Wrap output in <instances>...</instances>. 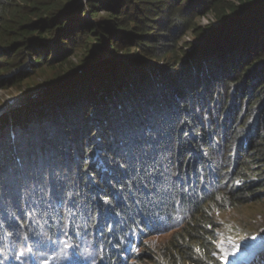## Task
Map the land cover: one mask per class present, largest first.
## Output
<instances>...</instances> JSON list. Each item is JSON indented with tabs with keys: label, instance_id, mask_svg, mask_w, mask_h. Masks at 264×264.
Masks as SVG:
<instances>
[{
	"label": "trees",
	"instance_id": "trees-1",
	"mask_svg": "<svg viewBox=\"0 0 264 264\" xmlns=\"http://www.w3.org/2000/svg\"><path fill=\"white\" fill-rule=\"evenodd\" d=\"M79 3L0 0V86L52 71L0 117V261L146 264L144 240L172 233L165 264H222L216 213L264 189V0H94L96 22Z\"/></svg>",
	"mask_w": 264,
	"mask_h": 264
},
{
	"label": "rangeland",
	"instance_id": "rangeland-1",
	"mask_svg": "<svg viewBox=\"0 0 264 264\" xmlns=\"http://www.w3.org/2000/svg\"><path fill=\"white\" fill-rule=\"evenodd\" d=\"M92 1L94 0H81V3L71 9V13L76 14L77 11H81L79 13L81 18L85 20L88 19L89 21L92 20L96 22L98 19H107L109 17V13L106 9L99 7L97 9L98 13H94V10L91 8ZM194 22H196L197 27H200L206 33H210L211 30L220 26V23L216 21L215 15L210 11H208L205 15H200L197 17ZM79 35L80 34H78V36ZM178 40L179 41L176 44L179 49H183L189 53L192 52V48L189 47V44L198 43L196 33L191 28L188 29L186 33ZM83 42L84 43H82V46L80 44V47L72 49V52L70 53L69 59L76 66H79L82 59L89 55L88 51L85 49L86 46L83 45L87 43L85 41ZM125 51H117L115 57L113 58L122 59L125 57ZM134 55L139 59L145 60L146 58L145 55H142L137 51L134 53ZM161 63L162 62H160V64ZM61 68L62 67L59 66L57 69ZM21 71V74L26 73V76L30 71V67L29 69L28 67H24L21 69ZM51 74L52 71L40 70L33 73L30 78L24 77L25 81H23L22 84L18 86L9 84L0 86V110H2L4 107L8 109L7 111L3 112L0 117H3L4 115H11L13 110L23 104L24 101L29 99H37L47 87L48 78ZM54 170L56 171V169ZM42 172L40 173L42 174ZM51 173L54 172L51 170L49 174ZM53 175L54 174H51L49 177V175L46 174L44 176L49 181L53 179ZM7 181L8 185L9 183L14 185L13 182H15V179L8 178ZM5 182L6 180L3 183ZM29 186L30 185L27 184L26 186H23V188L27 190L29 196H32L31 200L33 201V205L35 208H37L41 203H43L44 199H40L39 195L45 190L39 186L36 188V190L34 186ZM12 191L13 187L11 192ZM23 192L24 191L21 190L20 194L23 195ZM15 193H17V188H15L12 194ZM8 216H11V214H8ZM215 221L217 226V246L215 257L217 260L219 259V261L224 264V258L230 257L234 250H236V256L233 258V264H264V262L261 263V257L264 255V189L261 190L258 195L253 197L249 204L241 206L237 209L217 212ZM171 235L172 233H167L147 238L144 240L145 248L137 249V254L141 253V256L143 255L146 257V264H156L155 261L158 260L160 264H165L160 257L161 254L159 251L165 247V243L167 240H169ZM252 237H256V239H252ZM243 241H246L249 246H240L238 244ZM237 246H239L238 250ZM128 260H130V257H126V261Z\"/></svg>",
	"mask_w": 264,
	"mask_h": 264
},
{
	"label": "snow or ice",
	"instance_id": "snow-or-ice-1",
	"mask_svg": "<svg viewBox=\"0 0 264 264\" xmlns=\"http://www.w3.org/2000/svg\"><path fill=\"white\" fill-rule=\"evenodd\" d=\"M252 239H256V237H252ZM239 246H237V250H238ZM236 256V250H234V252L231 254L230 257H226L224 258V264H233V258ZM0 264H3L2 261H0Z\"/></svg>",
	"mask_w": 264,
	"mask_h": 264
},
{
	"label": "water",
	"instance_id": "water-1",
	"mask_svg": "<svg viewBox=\"0 0 264 264\" xmlns=\"http://www.w3.org/2000/svg\"><path fill=\"white\" fill-rule=\"evenodd\" d=\"M16 104V102H15ZM6 110V107H4L2 110H0V114L3 113Z\"/></svg>",
	"mask_w": 264,
	"mask_h": 264
},
{
	"label": "bare ground",
	"instance_id": "bare-ground-1",
	"mask_svg": "<svg viewBox=\"0 0 264 264\" xmlns=\"http://www.w3.org/2000/svg\"><path fill=\"white\" fill-rule=\"evenodd\" d=\"M245 242H246V241H245ZM239 245H240V246H242V245H243V243H241V244L239 243Z\"/></svg>",
	"mask_w": 264,
	"mask_h": 264
},
{
	"label": "built area",
	"instance_id": "built-area-1",
	"mask_svg": "<svg viewBox=\"0 0 264 264\" xmlns=\"http://www.w3.org/2000/svg\"><path fill=\"white\" fill-rule=\"evenodd\" d=\"M7 110H8V109L6 108V110H5V111H7ZM5 111H4V112H5ZM0 115H2V113H1Z\"/></svg>",
	"mask_w": 264,
	"mask_h": 264
}]
</instances>
